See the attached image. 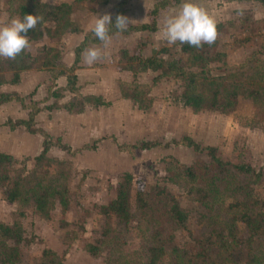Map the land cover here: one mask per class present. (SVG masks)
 Here are the masks:
<instances>
[{
  "label": "rangeland",
  "instance_id": "obj_1",
  "mask_svg": "<svg viewBox=\"0 0 264 264\" xmlns=\"http://www.w3.org/2000/svg\"><path fill=\"white\" fill-rule=\"evenodd\" d=\"M48 1L51 2L49 5H53L56 0ZM64 1L70 6L69 21L78 25L77 22L84 15H112L113 7L119 0H110L105 7L104 0ZM154 1L127 0L122 14L131 19V25L138 22L149 23L152 18L149 11ZM25 2L28 0H0V26L17 18L18 6ZM183 2L184 0L158 12L152 32L141 31L111 37L109 45L102 47L107 58L83 66H93L92 70L96 71H80L84 73L80 77V86H96L97 91L107 94L104 98L109 100V105L93 107L80 113H69L62 108L40 110L43 113L38 124L46 120L51 133L47 134L51 139H62L58 134L63 132L73 148L84 141L93 140H97V147L93 151L70 155L52 146L47 152V158L52 161H43L39 165L33 160L35 155H14V162L8 167L10 177L30 174L31 178H35L28 184V188L40 183L44 188L55 186L63 191V195L56 194L47 199V214L44 215L35 209L29 195L22 194L17 200L8 202L0 187V227L13 224L20 226V233L24 238L18 244L22 264L38 259L43 249H49L63 257L65 264H107L111 259L115 260V264H142L148 234H153L154 231L173 236L170 248L175 244L181 252L194 251L195 237H200L206 246L205 252L213 257L212 263L208 264H244L251 257L254 258V264H264V232L251 238L252 256H245L243 246L237 245L235 251L224 249V243L228 241L225 222L233 220L234 212L231 210L227 215L226 209L234 196L239 198L245 192L251 193V198H248L253 202L250 211L264 217V51L249 57L264 42V7L253 1L192 0L217 21L218 37L212 45L191 47L189 52H180L179 42L169 45L159 39V35L164 18L178 12ZM43 28L54 32L55 25L51 21H45L40 26L41 30ZM42 36L41 39L29 41L30 48L26 49L34 58L32 69L42 71L37 75V86L41 87L39 91L36 87L31 95L22 97L30 105L37 102L39 108L52 102V99L40 102L49 83L46 72L48 67L41 65L47 57L45 49L55 48L58 52L61 51L62 60L67 58L68 52H62L57 38ZM151 49L165 50L159 54L164 60L179 59L188 62L193 71L207 72L202 80L206 94H211L215 89L218 103L222 104L223 99L229 97V105L225 109L205 107L195 112L178 101L181 83L173 77H162L153 83L146 94L150 105L145 110L123 98L119 86L117 91L113 85L115 78L119 80L120 76H124L129 82L149 84L158 73L148 70L132 75L124 69L126 56L146 57ZM247 58L251 59L242 67L239 66ZM96 78L99 79L98 82L102 79L108 85L102 86L95 82ZM55 83L59 87L63 86L64 77H58ZM69 97L70 94L65 91L57 102L64 103ZM77 114L80 115L76 116ZM79 118L90 122L91 129L87 131V135L80 137L78 130L73 129L67 133L65 129L62 131V124L68 119H72L74 123ZM182 136H189L200 146L214 147L217 156L224 162L250 166L253 174L230 175L227 178L230 184L223 188V182H219L221 186L216 192H209L206 199H203L204 203H201L196 200L192 190L189 191L190 187L198 185L178 174L177 168L179 165L199 162L207 164L209 158L204 152L198 153L189 147L170 143L165 147L134 150L129 154L117 150L110 140L114 137L120 144L139 140L165 144ZM125 172L133 176V183L136 178L144 182L150 207L145 215L135 212L127 227L111 224V230L105 231L106 222L96 214L94 207L113 198L116 183ZM236 184L241 185L238 191L232 187ZM162 190L172 194L186 211V229L174 228L168 221L165 195L160 193ZM233 223L237 231L236 243L240 244L247 235V229L238 219ZM85 244L98 246V253H88Z\"/></svg>",
  "mask_w": 264,
  "mask_h": 264
},
{
  "label": "trees",
  "instance_id": "obj_2",
  "mask_svg": "<svg viewBox=\"0 0 264 264\" xmlns=\"http://www.w3.org/2000/svg\"><path fill=\"white\" fill-rule=\"evenodd\" d=\"M8 1V0H7ZM107 0H104L106 2ZM182 0H155L149 11L152 16L149 23H136L129 25L126 31L120 32L114 27V23L110 26L109 36L111 35H128L134 32L154 30V23L158 12L163 11L165 8L170 6L178 5ZM225 2H256L258 5L264 7V0H224ZM127 0H119L113 7V13L111 18L113 22L117 14H122L125 10V4ZM69 4L58 3L55 5H47L41 3L39 0H28V2L22 3L18 6V17L23 18L28 14H33L42 17L43 19L37 25L35 30H30L27 33L29 41L41 39L44 35L47 38H57L59 42L61 36L65 33H77L79 27L69 21ZM45 21H51L55 25L54 32H50L49 29H40L41 24ZM56 40V39H55ZM60 43V42H59ZM101 43L91 31L84 33L81 39L72 49V61L69 65H66L60 52L55 48H46V60L41 64L47 66L48 81L45 96L40 102L52 99V102L46 106H37V102L32 105L25 103L24 99L13 93L0 92V104L8 101H16L20 104L23 109L27 110L26 117L23 119H7L3 124L7 125L10 129L16 126H23L27 132L31 134H37L41 137L40 151L33 157L35 164L39 165L43 161L51 162L47 158V152L50 147L54 146L58 149L65 151L70 155L82 153L84 151H93L97 147V140L92 142L82 143L81 145L73 148L70 145L60 141V138L51 139L50 136L38 127H33L34 116L42 109L51 110L53 108H62L69 113H80L86 106L98 107L105 106V102L99 95H82L79 93V87L77 86V78L75 69L78 67L80 53L87 46L91 44ZM205 46V44L203 45ZM259 49L254 50L249 57H253L259 51H264V42L259 45ZM60 48V47H59ZM191 46L183 44L179 46L180 52H189ZM165 50L151 49L149 56L140 57L139 55H127L126 66L124 69L130 71L133 74L141 73L145 71H158L149 84H138L134 81H123L117 80L120 94L123 98L131 100L137 108L145 110L149 107L150 101L146 98V94L152 87L153 83L162 77H173L180 81L181 92L178 95V101L186 107H189L193 111H199L202 108H226L229 105L226 97L223 99V103H218L216 99L217 90H212L211 94H206V87L203 84V79L206 77L205 71L197 70L193 71L190 69L188 62H182L179 59L164 60L159 56L160 53ZM48 53V54H47ZM251 58L245 59L239 66H243L245 62H248ZM196 60V59H191ZM34 58L31 54L24 50L15 60H9L6 58H0V86L3 84H16L20 79V74L33 67ZM264 69V65L262 64ZM58 77H64L65 84L63 86L56 85V79ZM70 94L69 99L64 103H58V99L62 97L63 92ZM32 93H30L31 95ZM230 96V95H229ZM58 103V104H57ZM111 142L115 144L117 150L131 154L134 150H147L153 147H165L170 143L172 145H179L189 147L195 152H204L209 160L205 164L199 162L193 165L178 166L177 173L182 174L187 181L196 183L198 186L189 188L195 195L197 201L203 202L209 192L218 189L219 182H223V188L228 184L227 178L237 173H243L245 175L253 174V170L250 166L230 163L222 161L216 154V149L211 146H200L198 143L193 141L189 136H182L178 139H171L168 143H161L158 141L151 140H139L129 144L117 143L114 137H111ZM14 162V158L6 153H0V187L5 195V200L13 202L19 198L20 195H29L34 203L35 209L44 215L47 214L45 202L56 194L63 195V191H59L55 186L45 187L40 183L31 185L28 188V184L31 183L30 174H20L13 178L8 175V167ZM199 164V165H198ZM198 165V166H197ZM22 175V176H21ZM251 177V176H250ZM31 178V179H30ZM232 187L238 191L241 185H233ZM22 190V191H21ZM21 193V194H20ZM160 193L165 195V214L174 228L186 229V211L179 205L178 201L169 192L162 190ZM251 193L237 198L234 196L231 202H228L226 213L234 211L232 218L226 220L225 227L228 229V241L224 249L230 250L238 246H243L246 250L245 256L251 255L252 239L254 236L264 232V217L261 214H255L254 211H250L253 205L251 200ZM236 201V202H234ZM236 206V207H235ZM148 200L145 195L144 182L141 179L136 178L133 183V176L125 172L122 174L120 180L116 183L115 193L113 198L99 206H95L94 210L98 216H102L106 222V230L110 231L111 224H116L127 227L133 214L137 212L139 215H145L149 209ZM243 209L240 210L239 209ZM221 217V215H219ZM238 219L243 222L244 227L247 229V235L242 239L243 242L240 244L236 243V234L234 221ZM234 225V226H233ZM107 235V234H106ZM173 236L168 234H160V232H153L148 234L147 243L144 246L143 261L142 264H208L212 263V256H209L206 252V246L200 237H195L194 251L181 252V249L175 246L170 248ZM221 238V236H220ZM23 237L20 233V226L13 224L12 226H1L0 227V264H22L21 255L19 254L18 244L23 241ZM173 242V241H172ZM102 243V241H101ZM87 252L96 255L98 253V246L92 244H85ZM217 246V245H215ZM224 250V251H225ZM231 253V252H230ZM252 256V255H251ZM168 260L167 262H165ZM26 264H65L63 257L57 255L49 249H43L40 253V257L33 262ZM107 264H115V260H108ZM223 264V263H219ZM244 264H254V258L246 260Z\"/></svg>",
  "mask_w": 264,
  "mask_h": 264
},
{
  "label": "clouds",
  "instance_id": "obj_3",
  "mask_svg": "<svg viewBox=\"0 0 264 264\" xmlns=\"http://www.w3.org/2000/svg\"><path fill=\"white\" fill-rule=\"evenodd\" d=\"M43 18L28 14L22 19L17 17L9 23L0 26V58L15 60L24 50L30 48L27 33L35 30ZM114 23L117 31H126L131 19L123 14H117L113 22L110 14L96 18L90 31L106 48L110 43V26ZM217 21L201 6L192 0H184L180 9L173 15L166 16L160 30L159 39L169 45L179 42L191 47L201 48L204 44L212 45L218 37ZM106 54L100 47L85 49L84 61L92 65L106 59Z\"/></svg>",
  "mask_w": 264,
  "mask_h": 264
},
{
  "label": "crops",
  "instance_id": "obj_4",
  "mask_svg": "<svg viewBox=\"0 0 264 264\" xmlns=\"http://www.w3.org/2000/svg\"><path fill=\"white\" fill-rule=\"evenodd\" d=\"M39 1L41 3L47 4V5H49V3H51L48 0L47 1L46 0H39ZM109 1L110 0H107L104 3L103 7H105L109 3ZM66 2L67 1H64V0H62V2H61V0H56L53 5L58 4V3H66ZM2 13H4V12H2ZM96 18H97V15H95L94 13L84 15L83 17H81L79 22H77L78 27H79V32H77V33H65L61 36V38L59 40V42H60L59 45L61 46L62 52H64V50L65 51L68 50V52L66 53L67 58L65 60L63 58V62L66 65H69L72 61V56H73L72 49H73V47L81 39V37L84 33L90 31L89 29L94 24ZM134 33H138V32H134ZM118 35L119 34L111 35L110 38L118 36ZM100 45H101L100 48H102L103 45L101 43H99L98 45L97 44H91V45L87 46L85 49H87L89 47L100 46ZM68 46L70 47V49H68ZM85 49H83V51L80 53L78 67L74 71L76 74L77 86L79 87L80 94H82V95H87V94L99 95L105 102H107V105H109V100L104 98V97H107L106 96L107 94L104 92L97 91L96 89H98V88L96 86L94 88L93 87H82V86H80L81 85L80 77L84 75V73L80 72V71H82V70L90 71L91 70L90 71L91 73L93 71H96V70H92L93 66H89L88 68H83V66L89 65V64L85 63V61H84ZM41 72H42L41 69L37 70V69H32V68H30L26 71H23L20 74V79L16 84H8V83L3 84L0 86V92H3V93L13 92V93L23 97L24 95H26V94L28 95V94L32 93V91H35L36 87H37V90L39 91V88L41 87V85L37 86V84L39 83V81L37 80V75L41 74ZM124 74L127 75L126 72H124ZM126 77L129 78V76H126ZM98 80L99 79L96 78L95 82L101 83L102 86L108 85V84H105V82L103 83L102 79H100L99 82H98ZM117 80L118 79L115 78V83L113 85L115 86V88L118 91ZM119 80L125 81L126 78L124 76L123 77L120 76ZM126 81H129V80H126ZM107 105H105V106H107ZM98 107H104V106H98ZM90 108H93V107L86 106L83 112H86L87 111L86 109H90ZM42 113H43V111H39L36 114L33 127H38V125H41L38 128L42 129L46 133L47 132L50 133L49 132L50 130H49V127L46 123V120L43 122H40V124H38V119L41 118ZM26 114H27V110L23 109L20 106V104L16 101H8V102L0 104V153L9 154L12 157H14V155H20L23 157H27V156L36 155L38 153V151H40L39 149H40L41 137L39 135L31 134V133L27 132L26 129L21 125L10 129L7 125L3 124L7 119H10V120L23 119L26 117ZM79 115L80 114H77L76 116H79ZM68 121H71V122H68ZM89 123L90 122L84 121L83 118H79V119L75 120L74 123H72V119H68L65 124L64 123L62 124V131L65 129V131L67 133L71 129H73L75 131L78 130V132L81 134L80 137H82V136L87 135V133H88L87 131L91 129ZM64 126H65V128H64ZM60 136L62 138V139H60L61 142L66 143V144L70 145L71 147H74L70 143L71 141L69 142L67 140L66 134L61 132L60 134H58V137H60ZM72 140H76V139H72ZM86 142H88V141H84L82 143H86Z\"/></svg>",
  "mask_w": 264,
  "mask_h": 264
}]
</instances>
